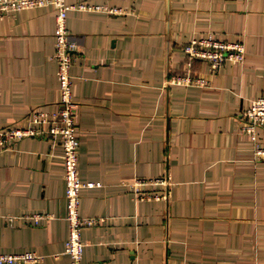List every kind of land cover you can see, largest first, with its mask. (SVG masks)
Here are the masks:
<instances>
[{
  "label": "crops",
  "instance_id": "crops-1",
  "mask_svg": "<svg viewBox=\"0 0 264 264\" xmlns=\"http://www.w3.org/2000/svg\"><path fill=\"white\" fill-rule=\"evenodd\" d=\"M67 1L121 9L68 12L79 172L97 183L81 189V215L97 219L82 229L84 264H264V159L240 131L264 94V0ZM54 29L51 6L0 15V130L57 108ZM207 32L244 42L243 62L212 72L197 59L209 86L171 82ZM138 178H161L141 189L162 196L140 197ZM65 216L60 141L0 145V252L69 264Z\"/></svg>",
  "mask_w": 264,
  "mask_h": 264
},
{
  "label": "built area",
  "instance_id": "built-area-1",
  "mask_svg": "<svg viewBox=\"0 0 264 264\" xmlns=\"http://www.w3.org/2000/svg\"><path fill=\"white\" fill-rule=\"evenodd\" d=\"M51 6L55 10L54 52L57 61V79L60 98L55 111H32L29 124L14 126L0 130V145L7 147L25 136H49L58 139L62 146V159L65 179L66 219L68 236L65 241L64 253L69 257V264H84V240L82 229L85 225L96 222L93 217H85L80 213L81 189L93 186L94 181L84 182L79 172L80 139L76 121L77 107L73 94L72 64L75 60V43L68 27V12L71 9L121 12L120 8L94 4L88 1L70 3L67 0H0V15H11L24 8ZM203 37L193 38L184 47L187 55V66L182 73L171 76V82L181 85H207V79L196 76L193 71V60L202 59L208 62L211 71L216 70L227 60L242 62L245 45L242 41H223L217 39L212 32ZM192 70V71H191ZM46 126L45 128L42 126ZM264 127V95L257 96L242 112L240 131L255 143L254 156L264 159V145L258 140L257 128ZM161 178H138L135 191L140 197L159 198L158 192L148 193L141 189L143 185L152 186L162 183ZM38 223L49 215L32 213L25 215ZM42 255L34 251L0 252V264H34L41 261Z\"/></svg>",
  "mask_w": 264,
  "mask_h": 264
},
{
  "label": "rangeland",
  "instance_id": "rangeland-1",
  "mask_svg": "<svg viewBox=\"0 0 264 264\" xmlns=\"http://www.w3.org/2000/svg\"><path fill=\"white\" fill-rule=\"evenodd\" d=\"M201 37H203V36H201ZM215 37H216V36H215ZM216 38H217V39H220V38H218V37H216ZM221 40H223V41H229V40H226V39H221ZM235 41H238V40H235ZM242 43L244 44V42H242ZM244 45H245V44H244ZM184 47H185V46H184ZM244 58H245V51H244ZM244 58H243V60H244ZM187 59H188V58H187V55H186V61H187ZM195 60H197V59H194V60H193V62H192L193 65H194V61H195ZM200 60H202V59H200ZM243 60H242V62H243ZM233 62H237V61H233ZM221 66H222V65H221ZM221 66H219V68H220ZM219 68H217L216 70H214V72L217 71ZM183 70H184V68L178 69L177 71L174 72V74H176V75H177V74H180V73H182ZM191 71H192V70H191ZM193 72L196 74V72H195L194 70L192 71V73H193ZM212 72H213V71H212ZM196 76H202V75H198V74H196ZM206 79H207V78H206ZM207 83H208L207 85H204V86H201V87L209 86V85H210V81H209V79H207ZM263 95H264V94H263ZM259 96H260V95H259ZM1 130H3V129H1Z\"/></svg>",
  "mask_w": 264,
  "mask_h": 264
}]
</instances>
